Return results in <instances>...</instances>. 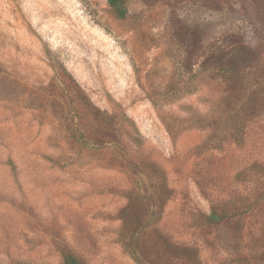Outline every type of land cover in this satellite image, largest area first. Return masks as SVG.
Instances as JSON below:
<instances>
[{"label":"rangeland","instance_id":"1","mask_svg":"<svg viewBox=\"0 0 264 264\" xmlns=\"http://www.w3.org/2000/svg\"><path fill=\"white\" fill-rule=\"evenodd\" d=\"M125 3L0 0V264H264V0Z\"/></svg>","mask_w":264,"mask_h":264},{"label":"trees","instance_id":"2","mask_svg":"<svg viewBox=\"0 0 264 264\" xmlns=\"http://www.w3.org/2000/svg\"><path fill=\"white\" fill-rule=\"evenodd\" d=\"M107 4L109 5V7L111 8L113 14L117 17V18H125L127 15V7H126V3L125 0H106ZM209 219L213 220L216 218V215L214 213H211L209 216ZM123 219V223L126 226L125 228V232H127V235L130 233V230H128L127 225H126V215L122 216ZM127 235H124V237H126ZM126 241V239H124ZM123 242V241H122ZM126 245V247L130 246V237L128 238V241H126L124 243ZM63 251V263L62 264H87L83 258L79 257L78 255L74 254L70 249H67L65 246L62 249ZM132 253H135L134 250H132ZM14 264V263H12ZM15 264H30L27 262H16Z\"/></svg>","mask_w":264,"mask_h":264}]
</instances>
